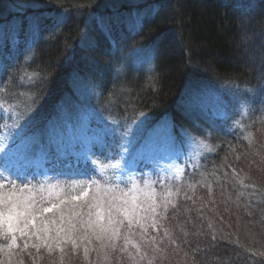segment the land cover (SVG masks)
I'll use <instances>...</instances> for the list:
<instances>
[{
  "label": "trees",
  "instance_id": "1",
  "mask_svg": "<svg viewBox=\"0 0 264 264\" xmlns=\"http://www.w3.org/2000/svg\"><path fill=\"white\" fill-rule=\"evenodd\" d=\"M134 13L143 16L138 30L127 28ZM204 82H213L214 99L245 93L246 114L227 120L223 136L204 135L208 152L181 182L138 195L135 211L130 204L134 220L147 224L143 240L134 227L132 240L146 253L139 264H264V0H0V147L15 152L10 169L33 184L98 181L130 192L131 182L116 178L112 147L91 161L66 155L48 165L45 149L66 141L54 134L62 115L74 120L87 107L102 126L109 117L146 130L169 123L204 131L209 125L196 129L184 113ZM61 247L29 251L35 264H133L127 253L104 261L94 251L85 259L83 246ZM128 251L135 255L131 244Z\"/></svg>",
  "mask_w": 264,
  "mask_h": 264
},
{
  "label": "snow or ice",
  "instance_id": "2",
  "mask_svg": "<svg viewBox=\"0 0 264 264\" xmlns=\"http://www.w3.org/2000/svg\"><path fill=\"white\" fill-rule=\"evenodd\" d=\"M0 153H3V162L0 163V253L9 258L10 264L13 257L17 264H24L21 254L35 264L38 257H33L29 249H34L37 254L45 249L51 254L53 244L50 241L55 242L61 253L65 252L61 244L70 243L73 250L83 246L85 259L90 251L96 252L98 257L102 256L104 261H108L113 253H127L133 264H139L137 256L140 260L145 259L146 253L141 252V245L132 240L137 235L135 226L143 230L141 240L147 234V224L141 222L145 218L134 220L129 211L130 204L133 211L139 207L136 205V186L130 190V195L118 186L102 185L98 181L33 184L23 172L10 169L9 161L15 155L12 149L6 151L0 147ZM145 188H149L147 183ZM77 189L79 195H72ZM53 197L58 203L53 202ZM150 210L155 213L156 206H150ZM47 213L52 215L46 216ZM125 221L127 228L122 235ZM155 225L153 220L152 227ZM121 239L123 244L118 245L117 241ZM130 244L135 249V255L128 251ZM148 264H152L151 259Z\"/></svg>",
  "mask_w": 264,
  "mask_h": 264
},
{
  "label": "rangeland",
  "instance_id": "3",
  "mask_svg": "<svg viewBox=\"0 0 264 264\" xmlns=\"http://www.w3.org/2000/svg\"><path fill=\"white\" fill-rule=\"evenodd\" d=\"M142 20V15L132 14L130 20L126 21L127 28L138 30L141 27ZM78 86L79 83L75 82L73 86L75 93ZM216 93L217 90L198 87V89L192 91L191 99L184 103V113H187L189 119L196 122V129L197 124L206 123L209 125V127H205L204 131L198 129L192 131L183 125L174 128L169 123L155 129L146 130V127L143 129V125H139L137 122H126L124 120L122 122L109 117L108 119L112 121L104 120L105 123L102 126L101 118L96 115L93 109L87 107H84L74 120H70L69 115L63 114L60 126L56 127L54 134L58 132L59 138L66 136V141L61 142V145L64 143L62 149L58 146L55 149H45L44 154L50 160L48 165H51L52 168L53 159H56L54 162L57 163L60 156L62 159L66 155L74 159L83 156V158L91 161L92 158L89 157L94 155V158L100 153H105L103 149L110 151V147H112L111 150L118 157L117 163H114L115 166L113 165L117 180L131 182L130 190L136 186L135 195L137 198L138 195L153 198L160 191L159 186L163 187L162 192L164 189L177 185L176 182H181L184 169L195 167L199 158L208 152L210 146L209 136L216 135L211 131L215 124L217 126L214 131L218 132L224 126L226 127L227 120L234 123L244 119L246 103H234L233 100L231 101L225 96L214 99L213 96H217ZM66 108L67 104L64 109L68 111ZM90 119L95 125L94 127H90ZM113 123H123V128L119 127L117 129ZM137 124L138 126H135ZM87 127H90L88 130L92 129L90 133L84 136L83 133H85ZM204 135L208 141L204 138ZM93 167L96 171L102 173L103 167L99 162L97 166ZM136 168L141 174L140 180H138V171L135 172ZM45 172L46 175L52 173L51 171ZM146 183L149 185L147 189L145 188ZM150 205H155V199ZM68 210L66 209V211ZM51 215V213H48L47 216ZM50 235H54V233H50ZM33 242H35V238H33ZM50 243L55 245L53 241H50ZM13 258L11 262H16ZM8 262V257L0 256V264H7Z\"/></svg>",
  "mask_w": 264,
  "mask_h": 264
},
{
  "label": "bare ground",
  "instance_id": "4",
  "mask_svg": "<svg viewBox=\"0 0 264 264\" xmlns=\"http://www.w3.org/2000/svg\"><path fill=\"white\" fill-rule=\"evenodd\" d=\"M201 87L202 88H205V89H212V90H216V88L214 87V84H213V82H204V83H202V85H201ZM246 94L245 93H241V95L239 94H237V93H234V92H232V91H226V94H225V97L226 98H228V99H230L231 101L233 100V102L234 103H238V102H243V101H246V99L245 100H243L244 98H243V96H245ZM191 96H192V93H190V95H188V98L186 99V102H188L190 99H191ZM235 100H236V102H235ZM225 101H226V99H225ZM186 116V115H185ZM187 118L189 119V117L187 116ZM189 121L193 124V120H191V119H189ZM166 124V123H165ZM216 124L214 125V127L212 128L213 130V132L215 133V129H216ZM229 124L227 123L226 124V127L224 126L223 128H221L218 132H216L218 135H221V136H223V134H226V133H228V131L230 130L229 129ZM198 133V132H197ZM198 135H200L199 133H198Z\"/></svg>",
  "mask_w": 264,
  "mask_h": 264
}]
</instances>
